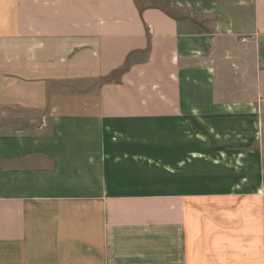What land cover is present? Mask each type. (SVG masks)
Returning a JSON list of instances; mask_svg holds the SVG:
<instances>
[{
	"label": "crops",
	"instance_id": "obj_1",
	"mask_svg": "<svg viewBox=\"0 0 264 264\" xmlns=\"http://www.w3.org/2000/svg\"><path fill=\"white\" fill-rule=\"evenodd\" d=\"M0 264H264V0H0Z\"/></svg>",
	"mask_w": 264,
	"mask_h": 264
}]
</instances>
